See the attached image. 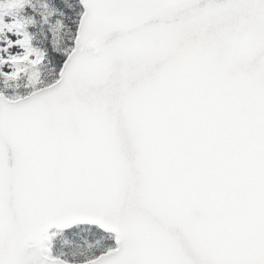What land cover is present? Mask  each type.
<instances>
[{
	"label": "snow or ice",
	"instance_id": "obj_1",
	"mask_svg": "<svg viewBox=\"0 0 264 264\" xmlns=\"http://www.w3.org/2000/svg\"><path fill=\"white\" fill-rule=\"evenodd\" d=\"M0 264H264V0H0Z\"/></svg>",
	"mask_w": 264,
	"mask_h": 264
}]
</instances>
